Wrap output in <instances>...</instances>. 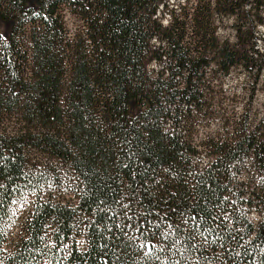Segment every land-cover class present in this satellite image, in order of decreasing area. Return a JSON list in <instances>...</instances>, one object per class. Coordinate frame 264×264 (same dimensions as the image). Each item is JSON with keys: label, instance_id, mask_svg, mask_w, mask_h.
Returning <instances> with one entry per match:
<instances>
[{"label": "trees", "instance_id": "16d2710c", "mask_svg": "<svg viewBox=\"0 0 264 264\" xmlns=\"http://www.w3.org/2000/svg\"><path fill=\"white\" fill-rule=\"evenodd\" d=\"M34 3L0 0V264H264V115L194 129L214 67L264 70L216 6L264 25V0Z\"/></svg>", "mask_w": 264, "mask_h": 264}, {"label": "rangeland", "instance_id": "374dc122", "mask_svg": "<svg viewBox=\"0 0 264 264\" xmlns=\"http://www.w3.org/2000/svg\"><path fill=\"white\" fill-rule=\"evenodd\" d=\"M34 1L29 0V4L34 5ZM210 1L215 4L213 0H168L169 6L163 10L164 13L161 12V22L163 25L168 23L169 13L167 11H175V15L191 14L195 5H205ZM211 9L216 11L213 5ZM216 9L217 11L213 12L214 17L211 28L220 44L224 42L230 45L235 43V31L237 27H240L243 31H252L255 36L254 49L261 52L263 49L264 25L255 23L257 17H251L249 21L244 23L239 16L224 15L221 12L222 8L219 6H216ZM244 9L249 11V7ZM188 27L191 31L192 26L189 25ZM6 30L7 25L0 21L1 34L6 33ZM263 81L264 70L257 78L253 72L248 73L242 67L231 69L229 74L225 76L214 67L207 74L205 84L202 86L203 109L200 113L197 112L194 115V129L198 137L201 138L207 134L220 132L229 122L233 124L245 111L253 122L261 119L264 115ZM30 204L31 200L28 197L17 201L13 206L15 218L20 219L30 208ZM248 218L252 223H255L260 217L256 212H251L248 214Z\"/></svg>", "mask_w": 264, "mask_h": 264}]
</instances>
